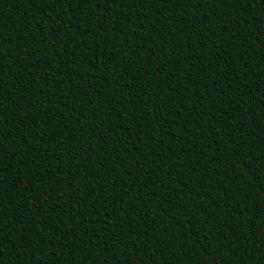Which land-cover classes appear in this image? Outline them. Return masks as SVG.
I'll return each instance as SVG.
<instances>
[{"label":"trees","instance_id":"trees-1","mask_svg":"<svg viewBox=\"0 0 264 264\" xmlns=\"http://www.w3.org/2000/svg\"><path fill=\"white\" fill-rule=\"evenodd\" d=\"M0 264H264V0H0Z\"/></svg>","mask_w":264,"mask_h":264},{"label":"snow or ice","instance_id":"snow-or-ice-1","mask_svg":"<svg viewBox=\"0 0 264 264\" xmlns=\"http://www.w3.org/2000/svg\"><path fill=\"white\" fill-rule=\"evenodd\" d=\"M234 2L238 5L240 3V0H234ZM244 2H247V0H244Z\"/></svg>","mask_w":264,"mask_h":264}]
</instances>
